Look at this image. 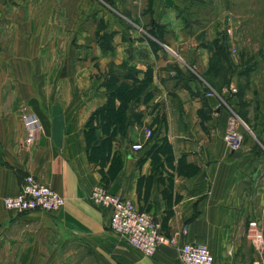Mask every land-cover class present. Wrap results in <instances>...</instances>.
Instances as JSON below:
<instances>
[{"label":"crops","instance_id":"1","mask_svg":"<svg viewBox=\"0 0 264 264\" xmlns=\"http://www.w3.org/2000/svg\"><path fill=\"white\" fill-rule=\"evenodd\" d=\"M1 15L0 264H179L195 240L214 264H264V137L224 140L240 71L213 48L223 0H3ZM25 113L41 123L32 143ZM28 174L65 207L6 209ZM99 186L175 244H128L89 201Z\"/></svg>","mask_w":264,"mask_h":264},{"label":"built area","instance_id":"2","mask_svg":"<svg viewBox=\"0 0 264 264\" xmlns=\"http://www.w3.org/2000/svg\"><path fill=\"white\" fill-rule=\"evenodd\" d=\"M225 38V34L223 35ZM22 121L27 130V143L34 142L41 131V123L36 114L25 113ZM243 122L236 113L230 117L224 140L233 151L241 148L244 135L241 132ZM147 138L153 133L147 129ZM143 144L132 145L133 151H141ZM89 201L96 207L111 210L110 229L128 244L141 251L147 257H153L164 244H175L168 239L155 217L137 208L133 201L109 192L105 187L95 188L89 195ZM66 200L48 185L39 181L34 175L25 176L20 194L4 199L6 209L18 214L29 212H54L65 207ZM179 264H214V256L202 242H184L179 249Z\"/></svg>","mask_w":264,"mask_h":264},{"label":"rangeland","instance_id":"3","mask_svg":"<svg viewBox=\"0 0 264 264\" xmlns=\"http://www.w3.org/2000/svg\"><path fill=\"white\" fill-rule=\"evenodd\" d=\"M223 3L228 17V26L222 34L226 36L225 48L218 49V44L213 48L239 68L236 114L243 122L241 132L245 138L252 133L264 137V0H223ZM3 17L6 15L0 16L1 36L6 25ZM218 35L215 41L222 36ZM216 63L222 67L220 74L226 80L229 69L220 65L219 60Z\"/></svg>","mask_w":264,"mask_h":264},{"label":"trees","instance_id":"4","mask_svg":"<svg viewBox=\"0 0 264 264\" xmlns=\"http://www.w3.org/2000/svg\"><path fill=\"white\" fill-rule=\"evenodd\" d=\"M224 37H223V35L220 37V40L219 41H217L216 42V44H218V46H217V48L218 49H223V47H224V45H223V43H224V39H223ZM225 48V47H224ZM225 50V49H224Z\"/></svg>","mask_w":264,"mask_h":264}]
</instances>
